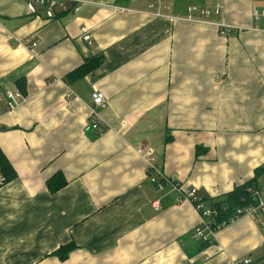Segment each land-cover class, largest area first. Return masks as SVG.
<instances>
[{"label":"crops","instance_id":"obj_1","mask_svg":"<svg viewBox=\"0 0 264 264\" xmlns=\"http://www.w3.org/2000/svg\"><path fill=\"white\" fill-rule=\"evenodd\" d=\"M84 1L46 19L25 0H0V95L23 94L0 114V151L16 173L0 187V264H264V226L243 214L201 245L183 195L219 198L264 165L262 0H166L162 17L147 0ZM215 4L217 15L187 20L188 6ZM95 88L107 99L102 134L88 127ZM138 147L179 189L150 181ZM56 173L66 183L51 192ZM68 243L60 260L53 252Z\"/></svg>","mask_w":264,"mask_h":264},{"label":"built area","instance_id":"obj_2","mask_svg":"<svg viewBox=\"0 0 264 264\" xmlns=\"http://www.w3.org/2000/svg\"><path fill=\"white\" fill-rule=\"evenodd\" d=\"M150 13L157 16H164V11L168 9L166 0H147ZM90 2L84 0H25L27 12L32 15L43 14L46 19H52L57 11L64 14L78 13L83 7L89 6ZM101 6L110 8L115 14H123L130 12L131 9L123 4L115 3V1L101 2ZM221 10V6L218 4L212 7H204L198 5H190L187 7V20H194L193 13L197 12L201 16H207L210 13L217 15ZM255 18L258 15H264V0H262L261 11L254 10ZM167 16V15H165ZM220 28H227L228 25L225 22L215 23ZM80 38L89 44L91 43V35L89 28L86 25H81L79 28ZM26 42L32 46L36 45L35 41L27 39ZM92 105L90 106V117L88 127L97 131L98 134L109 130L110 128L103 125L99 121V113L107 107V99L104 94L98 89H94L91 95ZM23 100V94L18 88L6 89L0 95V114L2 111H11L18 106ZM126 126L125 122H122L121 127ZM137 153L140 154L147 165V173L150 181L158 188L162 189L164 184H170L172 187L179 189V184L174 178H167L161 171V165L158 162V157L155 151L151 147H138ZM7 182L5 175L0 167V187ZM254 196L256 198L255 204L247 205L243 208H238L235 215L231 218H236L240 215L247 214L252 216L261 226H264V183L260 184L254 189ZM183 195L189 200L195 211L199 214L200 222L194 228L193 236L198 241L207 243H213L215 241V234L218 230L211 228L210 217L214 213V209L208 204L201 201L197 191L195 189L185 190ZM230 219V220H231ZM227 264H256L248 257L242 259L230 258Z\"/></svg>","mask_w":264,"mask_h":264},{"label":"trees","instance_id":"obj_3","mask_svg":"<svg viewBox=\"0 0 264 264\" xmlns=\"http://www.w3.org/2000/svg\"><path fill=\"white\" fill-rule=\"evenodd\" d=\"M100 63L99 60L94 61L91 65H85L83 69L82 66L78 68L71 75L74 77H79L84 75L85 72L95 68ZM167 139V138H166ZM0 167L3 174L6 177L7 182L16 177L14 169L11 167L7 158L0 151ZM264 175V165L257 167L254 170V177L236 185L231 191L219 198H208L207 196H200L202 202L208 204L214 209V213L211 215V228L217 229L222 223H228L230 219L235 215L238 208H243L250 204L256 203V198L254 196V189H256L260 183L258 178ZM66 183L65 178L61 173L54 174L51 178L46 181L47 188L54 192L64 186ZM198 241V240H197ZM201 245H209L210 243L198 241ZM75 248L74 243H68L66 245L60 246L57 250L53 252L60 260L67 258L68 253Z\"/></svg>","mask_w":264,"mask_h":264},{"label":"rangeland","instance_id":"obj_4","mask_svg":"<svg viewBox=\"0 0 264 264\" xmlns=\"http://www.w3.org/2000/svg\"><path fill=\"white\" fill-rule=\"evenodd\" d=\"M262 183H264V180H262ZM262 183H261V184H262Z\"/></svg>","mask_w":264,"mask_h":264}]
</instances>
